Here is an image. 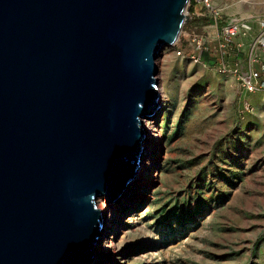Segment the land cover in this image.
<instances>
[{
  "label": "water",
  "instance_id": "water-1",
  "mask_svg": "<svg viewBox=\"0 0 264 264\" xmlns=\"http://www.w3.org/2000/svg\"><path fill=\"white\" fill-rule=\"evenodd\" d=\"M189 2L0 0V264H91Z\"/></svg>",
  "mask_w": 264,
  "mask_h": 264
},
{
  "label": "rangeland",
  "instance_id": "rangeland-1",
  "mask_svg": "<svg viewBox=\"0 0 264 264\" xmlns=\"http://www.w3.org/2000/svg\"><path fill=\"white\" fill-rule=\"evenodd\" d=\"M212 4L206 17L186 11L178 43L157 60L166 92L158 164L106 264H264V90L243 85L248 27L264 23V0ZM234 23L242 31L227 42L222 29Z\"/></svg>",
  "mask_w": 264,
  "mask_h": 264
},
{
  "label": "bare ground",
  "instance_id": "bare-ground-1",
  "mask_svg": "<svg viewBox=\"0 0 264 264\" xmlns=\"http://www.w3.org/2000/svg\"><path fill=\"white\" fill-rule=\"evenodd\" d=\"M186 11H187V8L185 10L184 15L187 16L188 18H190L187 15ZM178 41H179V39L173 45L165 46L162 49V51L169 49V48H174V46L178 43ZM162 51H161V53H162ZM161 53H160V55H161ZM157 60L155 61L156 66H157ZM154 78H155V80H159V78L157 76H155ZM159 82L160 81H158V84H159ZM158 84L156 85V88H157V91L159 93V99H158L159 107H158L157 113L155 114L156 117L154 116L155 118H153L152 120L145 119L143 121L144 123L142 125V130H143L144 135H145V137L143 139V144H142V147H143L142 156H148V161L145 162L146 164L142 167V169H141L142 171H140L141 174L139 173L138 178L131 180L126 185L125 192L126 191L128 192L131 188L133 190L132 194L128 198H126V194H124L123 197L120 199V201H118L117 203H113V202H107L103 196L99 197L98 202H100V205H96V208H97V211L100 212L102 219L103 218L104 219L109 218L110 215H108V214L110 211L114 210L118 213H117V215H116V217L112 223V227L110 228L106 238H105V235H106L109 223H110V219H109L108 225L106 224L107 226L104 227V230L102 231L103 232L102 237H101L99 243L94 248L95 249V251H94L95 255H94L93 261H91V264H106V262L108 261L109 258L112 257V255H116L117 253H119L121 251V249H122L121 243L122 242L118 238V235L120 234V228L122 226V220L127 218L128 221L129 220L132 221V220H135L134 217L139 215V214H135L136 212H134V211L137 210L140 207V205L142 204L143 199H144V193H143L144 187L149 182L150 177L152 176V170L158 164V159H159L158 156H159V152L161 151L160 144L158 143L161 140V136L159 135V131H160V128H161L163 121L161 122V118L157 117V116L164 110L163 100H164V96L166 94L165 89L163 87V84H160L161 88L158 87ZM151 150L153 151V154H151ZM139 177H140V179H139ZM138 180H139V182H138ZM138 183H139V187L136 191ZM135 191H136V193H135ZM127 224H128V222L125 223V225H127ZM98 255H99V257H98Z\"/></svg>",
  "mask_w": 264,
  "mask_h": 264
},
{
  "label": "built area",
  "instance_id": "built-area-1",
  "mask_svg": "<svg viewBox=\"0 0 264 264\" xmlns=\"http://www.w3.org/2000/svg\"><path fill=\"white\" fill-rule=\"evenodd\" d=\"M212 0H190L187 12H192V15L196 17H206L207 14H211L213 11ZM242 31L241 24L234 23L224 29H222V35L225 38V41L231 42L235 40ZM178 55L181 56V53L178 52ZM195 63H199L200 56L193 57ZM260 75L258 72L252 73L248 78L243 80L244 88L250 93H254L259 90L258 81Z\"/></svg>",
  "mask_w": 264,
  "mask_h": 264
},
{
  "label": "crops",
  "instance_id": "crops-1",
  "mask_svg": "<svg viewBox=\"0 0 264 264\" xmlns=\"http://www.w3.org/2000/svg\"><path fill=\"white\" fill-rule=\"evenodd\" d=\"M248 34L250 39L248 44V58L250 64L245 70H247L250 75L255 72L259 73V90L256 92H260L261 90H264V23H262L261 28L258 30L254 28L253 24H250V28L248 27ZM241 41L242 40L236 41V47L240 46L242 43Z\"/></svg>",
  "mask_w": 264,
  "mask_h": 264
}]
</instances>
